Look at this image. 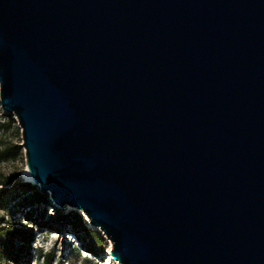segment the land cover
Segmentation results:
<instances>
[{"label": "water", "instance_id": "obj_1", "mask_svg": "<svg viewBox=\"0 0 264 264\" xmlns=\"http://www.w3.org/2000/svg\"><path fill=\"white\" fill-rule=\"evenodd\" d=\"M0 97L113 259L264 264V0H0Z\"/></svg>", "mask_w": 264, "mask_h": 264}, {"label": "rangeland", "instance_id": "obj_2", "mask_svg": "<svg viewBox=\"0 0 264 264\" xmlns=\"http://www.w3.org/2000/svg\"><path fill=\"white\" fill-rule=\"evenodd\" d=\"M0 121L10 124L0 131V151L2 152L0 155V180L16 172H19V177H21L25 168H27L25 150L21 146L22 131L14 114L3 107L1 97ZM18 146H20L19 149L16 148ZM21 181L26 182L23 177ZM36 186L40 189L39 184H36ZM0 188H9L8 193L4 195L0 202V227L14 225L23 232H29L30 234L28 243H24L26 236L15 237L14 246L20 250L19 256L12 258L10 255L0 252V264H47L45 258L47 255H51L50 264H108L112 248L111 239L103 232L100 231L104 238V247L101 248L100 255L95 257L83 245H88L84 234H75L77 231H73L69 226L56 229L50 227L51 225H46L52 215L51 208L45 217H39L38 221H33L25 215L26 211L23 210L20 203L21 198H19V195H22L23 189L11 185H0ZM49 198L53 205H57L51 199L50 193ZM63 208L65 210H78L84 216L88 225L91 226L89 219L80 209L70 205Z\"/></svg>", "mask_w": 264, "mask_h": 264}, {"label": "trees", "instance_id": "obj_3", "mask_svg": "<svg viewBox=\"0 0 264 264\" xmlns=\"http://www.w3.org/2000/svg\"><path fill=\"white\" fill-rule=\"evenodd\" d=\"M10 124L0 121V131L8 127ZM17 149L20 146L16 147ZM0 151V155H1ZM19 178V172L13 173L0 180V185H11L22 188V195L20 203L25 210V215L28 219L33 221H38L39 217H45L49 209L51 208L52 215L50 216V221L46 225L54 227L56 229L67 228L68 226L77 231L75 234L82 233L86 236L85 240L88 241V245L83 244L85 248H88L91 255L97 257L102 252L101 248L104 247V238L99 230L91 228L88 225L84 216L78 210H65L63 207L53 205L49 198V193H43L35 184L26 181L16 182ZM9 188H0V202L4 195L8 193ZM26 236L24 243H28V238L30 237L29 232L25 233L20 228L14 225H3L0 227V252L6 255H10L12 258H17L19 256L20 250L15 248L14 239L15 237ZM47 264H50L51 255L46 257Z\"/></svg>", "mask_w": 264, "mask_h": 264}, {"label": "bare ground", "instance_id": "obj_4", "mask_svg": "<svg viewBox=\"0 0 264 264\" xmlns=\"http://www.w3.org/2000/svg\"><path fill=\"white\" fill-rule=\"evenodd\" d=\"M22 176H23V179H24L25 181H32V182H34L32 176H31V174H30V172H29V170H28V168H25V170H24ZM90 225H91V227H93V228H95V229H98V230H100L101 232H103L98 226H95V225H93V224H91V223H90ZM110 244H111V246H112V242H111V241H110ZM108 261H109V262H108ZM108 261H107L108 264H122L119 260L113 259L111 256L109 257Z\"/></svg>", "mask_w": 264, "mask_h": 264}]
</instances>
